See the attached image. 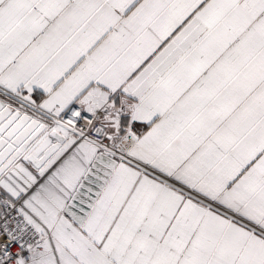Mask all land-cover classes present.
Listing matches in <instances>:
<instances>
[{
	"label": "snow or ice",
	"instance_id": "6c2138e0",
	"mask_svg": "<svg viewBox=\"0 0 264 264\" xmlns=\"http://www.w3.org/2000/svg\"><path fill=\"white\" fill-rule=\"evenodd\" d=\"M0 264H264V0H0Z\"/></svg>",
	"mask_w": 264,
	"mask_h": 264
}]
</instances>
